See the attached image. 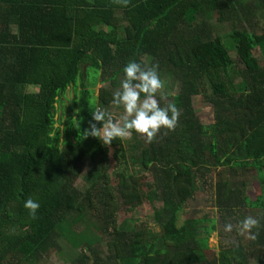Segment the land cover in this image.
I'll return each instance as SVG.
<instances>
[{"label":"trees","instance_id":"16d2710c","mask_svg":"<svg viewBox=\"0 0 264 264\" xmlns=\"http://www.w3.org/2000/svg\"><path fill=\"white\" fill-rule=\"evenodd\" d=\"M261 11L264 0H130L128 7L0 0V264L36 262L57 236L86 248L79 264H264V66L255 55L264 54ZM211 13L231 25L225 37L215 34ZM129 60L158 64L160 78L177 82L176 95H156L161 106L176 104L178 125L161 128L151 143L135 132L109 146L85 138L89 107L110 111ZM90 78L109 85L94 97ZM69 88L80 126L70 115L61 138L56 104L67 101ZM196 96L212 104L213 123L197 117ZM86 159L92 167L77 184ZM112 162L126 164L114 177ZM207 171L216 178L220 223L231 222L237 238L218 254L209 245L216 218L191 215L179 224L197 174ZM29 197L40 204L36 219L23 207ZM145 200L160 204L153 210L158 232L118 222L121 208ZM246 216L260 221L255 240L236 231Z\"/></svg>","mask_w":264,"mask_h":264},{"label":"rangeland","instance_id":"374dc122","mask_svg":"<svg viewBox=\"0 0 264 264\" xmlns=\"http://www.w3.org/2000/svg\"><path fill=\"white\" fill-rule=\"evenodd\" d=\"M258 20H259V28L258 30L262 31L264 29V13L263 11L258 13ZM208 21L211 25L214 26L215 34H218L225 37L231 31V25L228 23H219L217 20V16L213 13L209 14ZM257 29V28H256ZM232 58L238 64V58L234 51L231 53ZM255 55L257 59L260 61L261 65L264 66V54L261 50L256 49ZM87 69V67H85ZM162 80L165 82L164 88L159 92V95L163 94L164 98L167 99V96H174L179 91V85L173 78H165L164 74L161 75ZM87 84L91 86L94 92V97L98 94V89L101 86H108L109 83H97L93 84L92 79L90 78L87 80ZM119 88H115L117 90ZM67 101L62 103H57V114L56 119L57 123L56 126H60L61 128V138L63 137L64 131V123L67 122V119L70 115L72 118L76 115L77 107H75L73 102L74 91L73 89H68L65 93ZM170 99V98H169ZM194 108L197 114V117L204 125H209L214 122V108L212 104H210L204 96H196L194 98ZM110 112H113L115 116L118 118L120 114L123 113L122 107H116L114 105L110 106ZM132 140V139H131ZM114 161V160H113ZM115 163V162H114ZM113 162L111 163L112 169L111 174L114 177L115 173L125 167L126 164L123 162L118 164L116 167L113 166ZM128 169L130 172L142 173L143 180L148 181L150 180L151 176L138 165H132L131 162L127 163ZM92 167V163L90 160L86 159L82 163L80 167V177L77 180V184H82L85 175L89 172ZM216 178L213 173L205 172L203 176L197 174L194 182L195 192L193 198L190 200L184 212L179 215V224L182 221L194 215L195 217H203L207 216L209 218H216L217 220V228L216 232H213L209 239L210 245V252L218 254L222 249L232 247V244H236L237 238L233 231L226 232L225 225L221 224L219 220V212L216 208V201H215V189H214V182ZM256 184H250L248 189V194L252 197L256 191ZM146 189V186H144ZM160 207L159 202L156 200L153 203L147 202L145 200L140 206L134 209H125L121 208L117 212L118 222L126 220V225H130L132 228L135 229H150L154 232L159 231V227L156 225L153 210L154 208ZM262 214V213H261ZM264 214V212H263ZM231 223V222H228ZM84 224V223H82ZM232 224V223H231ZM103 249V245L100 246ZM86 248H82V252L88 253ZM80 248H75L70 243L63 238L62 236H57L55 238L54 247L50 249L48 254L42 255L39 260L36 262H32L29 264H79L77 261L78 256L80 255ZM106 264H110L106 263Z\"/></svg>","mask_w":264,"mask_h":264},{"label":"clouds","instance_id":"9594fccd","mask_svg":"<svg viewBox=\"0 0 264 264\" xmlns=\"http://www.w3.org/2000/svg\"><path fill=\"white\" fill-rule=\"evenodd\" d=\"M113 3L128 7L130 0H112ZM159 65H143L135 60H129L124 68V78L120 81L119 89L112 94L111 104L122 107L123 113L117 118L113 112L102 109L96 105L89 108L92 111V120L89 127L84 130V137L98 138L105 146H109L116 139L126 140L132 137L133 132L140 134L147 143H151L160 133L161 128L168 131L175 130L179 122V109L175 103H166L161 106L157 99L165 82L160 78ZM143 94V98H142ZM161 99H164L161 94ZM79 110H77L78 115ZM94 121L95 123H93ZM72 123L79 128L80 123L74 116ZM97 123L102 126L97 127ZM23 207L28 210L32 219L37 218L40 208L38 201L27 198ZM260 228V221L252 216H246L236 225V231L240 235H247L249 239L255 240L258 236L253 229ZM233 225H225V231L231 232Z\"/></svg>","mask_w":264,"mask_h":264}]
</instances>
